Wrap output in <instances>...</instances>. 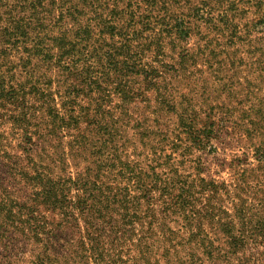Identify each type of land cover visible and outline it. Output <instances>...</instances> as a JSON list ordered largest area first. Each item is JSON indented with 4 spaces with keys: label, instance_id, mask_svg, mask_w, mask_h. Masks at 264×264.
<instances>
[{
    "label": "trees",
    "instance_id": "16d2710c",
    "mask_svg": "<svg viewBox=\"0 0 264 264\" xmlns=\"http://www.w3.org/2000/svg\"><path fill=\"white\" fill-rule=\"evenodd\" d=\"M74 8L47 38L11 15L0 28V264H264V37L246 25V53L223 57L256 75L224 111L175 83L200 27L142 3L98 22ZM18 38L26 53H7ZM148 92L176 133L129 114Z\"/></svg>",
    "mask_w": 264,
    "mask_h": 264
},
{
    "label": "rangeland",
    "instance_id": "374dc122",
    "mask_svg": "<svg viewBox=\"0 0 264 264\" xmlns=\"http://www.w3.org/2000/svg\"><path fill=\"white\" fill-rule=\"evenodd\" d=\"M138 3L152 5L156 13L160 12L161 16L171 13L173 16L179 17L181 21H185L186 24H192L202 30L203 36L195 34L188 42L189 49L194 50L197 54V61L195 63L193 61L187 66L185 70L187 72L181 71L175 82L182 91L188 89L191 94L195 95L198 104L205 106L212 102L213 104L223 103L224 111H226L225 106L236 107L246 99L245 96L248 93L245 89L251 93L255 92L256 75L248 73L241 66V61L237 60L236 67L228 70L220 64L223 57L233 55L235 51L236 56L233 59L246 53L245 48L241 45L247 40L248 35L242 32L246 25L254 27L250 31L252 33L250 37L253 34L264 37V33L261 32L262 29L264 31V0H0V28L7 24L6 19L11 15V21L13 19L23 20L31 24L33 29L29 37L32 39L36 36L47 38L48 35H51V26L66 22V17H62L59 12L60 8L65 11L75 7L74 10L76 13H80V18L84 21L98 22L102 19H113L118 5L129 12ZM124 21H130V19H124ZM214 24L220 27L237 25L238 32L237 34L234 31L227 32L225 28L224 34H215L208 29L209 25ZM55 31L58 33V30ZM207 37L210 38L209 41H212L211 45L214 46L213 51L216 54L210 56V61H206L207 57H203L209 53L208 50H206L207 53L198 51L199 46L204 44ZM22 40V38L16 39L14 41L16 45H11L7 53L12 55L26 53L22 46L24 45ZM242 57L245 58L246 55L244 54ZM188 86L189 88H186ZM146 97L150 101H143L144 98H141L139 102L129 103L127 106L129 114L135 119L141 118L139 125L152 121L156 127H159L158 135L160 137L167 133L171 135L176 133V115L166 112L163 107L158 105L154 93L148 92ZM137 125L135 123V126ZM133 131V129H129L130 135L136 134L137 130ZM240 149L239 146L234 145L227 148L224 154L220 147V154L222 158L225 156L229 158L234 154H241L242 150ZM208 158V161H212L211 156ZM206 175L217 179L227 178L225 173H217L216 167L212 164L207 166ZM263 250L264 248L261 249V251Z\"/></svg>",
    "mask_w": 264,
    "mask_h": 264
}]
</instances>
